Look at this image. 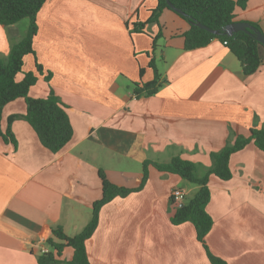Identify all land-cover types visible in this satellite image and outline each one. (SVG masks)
<instances>
[{
  "label": "crops",
  "instance_id": "0c3cea01",
  "mask_svg": "<svg viewBox=\"0 0 264 264\" xmlns=\"http://www.w3.org/2000/svg\"><path fill=\"white\" fill-rule=\"evenodd\" d=\"M156 5L157 0H46L38 12L35 52L25 56L23 68L37 72L38 62L43 73L30 93L46 96L51 85L67 106L74 132L58 152L45 147L23 117L11 126L15 142L0 137V264H38V256L51 250L46 240L57 225L68 235L80 232L102 196L100 168L126 187L140 184L145 160L181 155L204 171L211 152L231 136L264 126V61L245 75L220 38L186 49L190 23L173 9L138 29ZM235 14L236 21L257 23L264 33V0H249ZM29 22L0 24L3 59ZM159 31L154 53L166 81L156 94L136 97L134 83L154 78L150 51ZM26 111L24 99L6 105L3 130L11 115ZM230 166V180L210 177L207 210L214 225L208 245L228 264H264V151L249 143L232 154ZM198 187L150 165L141 191L102 207L87 241L91 264H211L194 224L171 221L182 203L170 201L173 189L191 196ZM73 252L66 247L61 264Z\"/></svg>",
  "mask_w": 264,
  "mask_h": 264
},
{
  "label": "trees",
  "instance_id": "16d2710c",
  "mask_svg": "<svg viewBox=\"0 0 264 264\" xmlns=\"http://www.w3.org/2000/svg\"><path fill=\"white\" fill-rule=\"evenodd\" d=\"M170 1L184 12L182 16L190 23V28L184 34L186 49L202 47L212 39L220 38L227 42V46L237 56L245 75L254 74L259 70L264 61V45L255 36L245 31H236L232 35L225 33V28L236 21V8H245L249 0ZM45 2L46 0H0V24L9 26L26 18L30 21L23 38L12 45L9 56L6 59L0 56V137L5 141L15 142L11 126L16 118L23 117L33 126L41 143L51 151L58 152L72 139L74 132L67 106L51 85L46 96L31 95L32 87L39 80L38 74L43 73L41 63H36L37 72L24 71L23 68L25 56L35 52L33 44L38 32L37 15ZM165 8L172 9L167 0H157V5L150 17L138 24V29L145 24L159 22V16ZM199 22L218 30L219 34L199 27ZM251 23L260 29L257 23ZM161 37L162 33L159 31L153 37L152 51H150L149 66L154 70V78L147 82L134 83L133 92L136 97L156 94L166 81L158 70L154 53ZM144 71L145 69L141 68V74ZM21 73L23 77L18 79ZM49 79L50 75L46 77L47 81ZM18 99L25 100L27 111L24 115H11L7 129L3 130V110L6 105ZM231 137L222 149L211 152L212 164L204 171H200L199 164L181 155H176L167 162L145 160L140 184L136 187H126L112 182L100 168L98 174L102 182V196L92 203L90 220L80 232L74 235H68L62 225L53 227V235L46 240L51 250L38 256V264H61L62 260L59 257L66 247H72L74 251L72 259L66 261V264H91L87 241L99 226L102 207L117 197L123 198L141 191L148 182L150 165L161 172L177 174L184 180L199 186L193 195L185 196L181 201L184 203L183 206L176 207L171 221L174 225L192 222L197 240L204 247L210 263L228 264L227 260L212 252L206 239L214 225V218L207 210L212 198L210 177L215 175L222 180H230L233 176L230 166L232 154L244 149L249 143H254L264 151V126L252 127L248 135L237 134ZM170 201L175 203L174 197H170Z\"/></svg>",
  "mask_w": 264,
  "mask_h": 264
},
{
  "label": "water",
  "instance_id": "95a60500",
  "mask_svg": "<svg viewBox=\"0 0 264 264\" xmlns=\"http://www.w3.org/2000/svg\"><path fill=\"white\" fill-rule=\"evenodd\" d=\"M168 5L175 10L176 12L180 13V14H184V12L177 8L170 0H167ZM198 26L206 29L212 33L215 34H219V31L216 29H212L208 26H206L205 24L199 22ZM236 31H245L253 36H255L257 38L258 41H260L263 45H264V33L262 32V30L258 29L255 25H253L251 22L249 21H235L231 24H229L226 28H225V33L228 35H232L234 32ZM184 203H180V206H183Z\"/></svg>",
  "mask_w": 264,
  "mask_h": 264
},
{
  "label": "built area",
  "instance_id": "2783aa9c",
  "mask_svg": "<svg viewBox=\"0 0 264 264\" xmlns=\"http://www.w3.org/2000/svg\"><path fill=\"white\" fill-rule=\"evenodd\" d=\"M227 43V42H225ZM186 194L181 188H175L173 189L171 193V197H174L175 201L180 202L185 198ZM47 250H44V252Z\"/></svg>",
  "mask_w": 264,
  "mask_h": 264
},
{
  "label": "rangeland",
  "instance_id": "374dc122",
  "mask_svg": "<svg viewBox=\"0 0 264 264\" xmlns=\"http://www.w3.org/2000/svg\"><path fill=\"white\" fill-rule=\"evenodd\" d=\"M21 21H22V20H21ZM24 21H28V19H27V18H26V19H23V22H24ZM126 87H127V85H126ZM196 186H198V185H196Z\"/></svg>",
  "mask_w": 264,
  "mask_h": 264
}]
</instances>
